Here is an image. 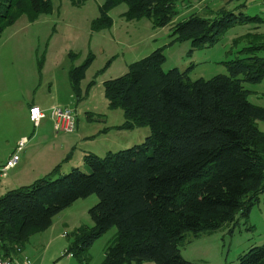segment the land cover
<instances>
[{
  "label": "trees",
  "instance_id": "16d2710c",
  "mask_svg": "<svg viewBox=\"0 0 264 264\" xmlns=\"http://www.w3.org/2000/svg\"><path fill=\"white\" fill-rule=\"evenodd\" d=\"M121 2L127 4L126 17L147 16L155 27L169 26L171 42L190 40L193 48L214 45L235 25L264 24L262 16L225 5L208 17L192 13L174 21L177 0H104L93 25L109 26L108 11ZM49 10L50 0H0V33L20 13L33 17ZM238 40L246 45L239 51L243 55L225 62L228 74L190 80L176 67L164 71L165 55L157 48L105 81L109 107L123 111V128L148 126L149 135L103 156L87 151L88 172L72 167L0 195V253L17 258L55 215L95 194L98 201L89 209L93 225L71 232L65 254L87 264L90 245L115 226L100 264H194L180 252L189 232L214 231L237 213L246 216L260 194L264 201V131L257 125L264 121V106L250 102L252 91L243 85L264 79V31ZM85 65L69 71L77 97ZM237 264H264V244L251 246Z\"/></svg>",
  "mask_w": 264,
  "mask_h": 264
},
{
  "label": "rangeland",
  "instance_id": "374dc122",
  "mask_svg": "<svg viewBox=\"0 0 264 264\" xmlns=\"http://www.w3.org/2000/svg\"><path fill=\"white\" fill-rule=\"evenodd\" d=\"M76 1L50 0L49 11L33 17L20 13L12 23H3L0 33V163L14 150V138L19 129L29 131V142L33 139L34 128L26 118L28 108L24 99L34 94L44 103L51 97V103L54 96L72 92L71 100L61 107L72 112L74 121L72 130L57 133L51 122H47L50 135L45 137L44 144H40L42 148L35 152L34 162L54 143L60 145L58 140L65 136L76 139V135H80L73 144L75 157L72 156L68 163L62 161L54 171L55 167L43 173H39L43 169L28 170V177H22L25 172L21 173L19 181L22 186L46 176L59 177L72 167L88 172L82 158L86 151L103 156L107 151L115 152L141 143L149 135L148 126L123 128V111L110 108L104 93V82L124 74L130 63L162 48L164 71L176 67L187 71L190 80L209 79L217 74H228L225 62L243 55L239 51L246 41L238 40L239 37L246 32L264 31V24H259L258 28H254L256 23L235 25L224 31L214 45L193 48L190 40L171 42L169 26L155 27L147 16L126 17L127 4L124 2L108 11L109 26L97 28L93 22L100 15L104 0ZM222 5L236 13L242 11L250 16L264 17V0H177L174 21H182L192 13L208 17ZM85 63L80 72L77 97L71 90L68 75L71 68ZM41 77L39 84L37 78ZM34 78L36 83L31 84ZM243 85L252 91L249 101L264 106V79L259 83L243 82ZM257 125L264 131V121L258 120ZM52 135L56 140L52 141L49 137ZM22 153L19 152L20 163ZM76 159L82 164L77 165ZM3 177L0 175V193ZM97 201L95 194L77 199L55 215L51 226L32 234L16 257L20 260L27 257L30 264H80L65 254V250L71 232L80 226L93 225L89 209ZM115 233L113 226L95 239L88 248L90 258L87 264L101 263L104 248ZM262 244L264 201L260 194L246 216L237 213L232 223L214 231L200 232L197 236L189 232L187 240L180 245V252L185 260L194 264H237L239 256L251 246Z\"/></svg>",
  "mask_w": 264,
  "mask_h": 264
},
{
  "label": "crops",
  "instance_id": "0c3cea01",
  "mask_svg": "<svg viewBox=\"0 0 264 264\" xmlns=\"http://www.w3.org/2000/svg\"><path fill=\"white\" fill-rule=\"evenodd\" d=\"M221 5V4H220ZM43 77L41 78H37L38 83H41ZM35 78L32 80L31 84H35ZM72 92H68L67 94L64 95H57L54 96L55 98L51 101L50 103V98H47V102L44 103L42 100L37 99L39 97H35V94L32 96H29V98L27 97V99H24V103L27 104V108L29 109L30 106L32 105H37L39 106L43 112L45 113L44 117L40 119L38 125H34L33 122L30 120L29 118V112H27L26 118L29 121V123L33 124V132L34 135L32 136L33 139L31 142H29V139L27 142H29V144L27 145V148H23L21 151H23L22 153V161L20 163V157H19V161L18 164L16 165V167L12 168L9 170V172L6 174V176L3 177L2 180V187H1V193L6 191V190H10V189H14L17 188L18 186H22L21 181H19V179L21 178V173H24L22 177H28L27 171L31 170V171H38L40 169H43V171L39 172V173H43L49 170H52L55 166H58L61 164V162H66L68 163L70 161V158L73 156L75 157V155H73V144L77 142V140H79V136L80 135H76V139L71 138L69 136H65L63 140H58L60 141V145L54 143L53 145L50 146V149L46 150V152L44 151L41 155V157L38 159L37 162H34L33 159L36 156V153L40 148H42V146L40 145L41 143L44 144L45 137H47L48 135H50V127L47 125V122L50 123L52 125L53 128V124H52V120L49 116V109L51 106H61V105H65L67 104L70 100H71V94ZM51 96V95H50ZM30 130V128H29ZM28 130L26 129H19L18 135H16V137L14 138V142H15V148L17 146V142L21 139V138H28L30 135L28 134ZM59 131H56L55 133H57ZM58 135V134H57ZM52 141L56 140L53 135L52 137L49 136ZM52 141H47V142H52ZM14 148V150H15ZM12 150L11 153L14 151ZM86 151V150H85ZM70 152L69 155H67ZM87 152V151H86ZM84 154V153H83ZM9 157V156H7ZM83 158V157H82ZM6 160V159H5ZM3 160L0 163V167L3 165L4 161ZM75 161L79 162L77 163V165L82 164V162H80L78 159H76ZM34 164V166H33ZM54 219V218H53Z\"/></svg>",
  "mask_w": 264,
  "mask_h": 264
},
{
  "label": "built area",
  "instance_id": "2783aa9c",
  "mask_svg": "<svg viewBox=\"0 0 264 264\" xmlns=\"http://www.w3.org/2000/svg\"><path fill=\"white\" fill-rule=\"evenodd\" d=\"M29 118L34 125H38L41 118H43L45 113L43 110L37 106L32 105L28 109ZM49 116L52 120V124L55 131L65 132L70 131L74 128V121L72 112L67 108H62L61 106H53L48 111ZM28 138H21L17 142L15 150L9 155L4 164L0 167V175L6 176L7 171L14 168L19 161V152L24 148L27 143ZM0 264H30L28 258L18 259V258H7L0 253Z\"/></svg>",
  "mask_w": 264,
  "mask_h": 264
}]
</instances>
